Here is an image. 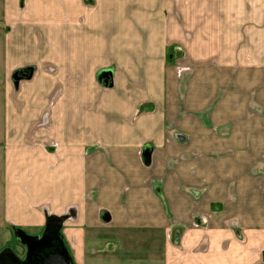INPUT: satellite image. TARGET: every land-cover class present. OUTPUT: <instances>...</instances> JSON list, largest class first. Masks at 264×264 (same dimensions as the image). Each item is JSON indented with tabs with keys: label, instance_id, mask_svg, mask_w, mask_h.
Listing matches in <instances>:
<instances>
[{
	"label": "crops",
	"instance_id": "obj_1",
	"mask_svg": "<svg viewBox=\"0 0 264 264\" xmlns=\"http://www.w3.org/2000/svg\"><path fill=\"white\" fill-rule=\"evenodd\" d=\"M0 3L5 53L44 40L6 82L7 233L53 215L73 264H264V0Z\"/></svg>",
	"mask_w": 264,
	"mask_h": 264
},
{
	"label": "rangeland",
	"instance_id": "obj_2",
	"mask_svg": "<svg viewBox=\"0 0 264 264\" xmlns=\"http://www.w3.org/2000/svg\"><path fill=\"white\" fill-rule=\"evenodd\" d=\"M170 6L167 7H162L163 10V15L168 18L171 10ZM93 33V31H92ZM7 34V30L4 27V23L2 21L1 17V3H0V225H1V216H2V208H3V181H2V170H3V153H2V147L5 144V140L7 139L9 132V128L11 127V117L12 115H9L10 109L8 108V115L6 114V101H5V93H6V82H8V85L10 82L14 81L16 83V80L13 78V75L16 74L18 75L17 80H25L24 77H22L25 74H29V67L31 65L37 64L39 61L38 58H42V53H35V50L37 46L44 44V40H40L37 37L32 38V42L35 44L32 45L29 48L24 49L23 47L14 49V51L18 53L11 54V50L8 47L7 51L5 53V36ZM83 45H86V42L83 41ZM176 49V48H175ZM175 49L173 48L172 50H169L167 47L165 49L164 53V60L166 61V65L172 63L171 59L174 57H178L180 54L179 52L175 53ZM10 51V53H9ZM172 53L173 57H169V54ZM83 58H85L82 55ZM180 57V56H179ZM17 66V67H25L28 69H19L18 71H15L14 73L7 74L10 70L11 67ZM23 66V67H22ZM106 74H108L107 70L102 71L100 75L103 77H106ZM101 79V78H100ZM99 79V81H101ZM104 83V81H103ZM102 84V83H101ZM110 85L109 82H107V85L103 86H108ZM14 88H16V84H13ZM10 102L8 103V106ZM8 127V128H7ZM8 129V133H7ZM147 149V148H146ZM2 229H0V251L3 250L6 247H11L12 250L14 249L17 253H21L23 248L21 245H19L16 240L14 239L12 231H9L8 233L5 231V228L3 225L0 226ZM233 227V223L230 224V228ZM236 232V231H235ZM27 234H29V231H26ZM237 238H240L239 232L237 233ZM30 235V234H29ZM252 248L251 244L248 243L247 245L240 246V250L238 251L239 253L246 254L249 252V250ZM241 264H255L253 261H242Z\"/></svg>",
	"mask_w": 264,
	"mask_h": 264
},
{
	"label": "water",
	"instance_id": "obj_3",
	"mask_svg": "<svg viewBox=\"0 0 264 264\" xmlns=\"http://www.w3.org/2000/svg\"><path fill=\"white\" fill-rule=\"evenodd\" d=\"M29 76L24 75L26 78ZM13 78L16 81L18 79L16 74ZM100 78L107 85L109 76L100 75ZM149 152L147 148L143 154L145 165L149 164ZM61 224V218L51 215L46 217L44 229L39 235H29L21 229H14V239L25 248L24 257L20 259L11 247H6L0 251V264H30L33 259L37 261L36 264H73L60 233Z\"/></svg>",
	"mask_w": 264,
	"mask_h": 264
},
{
	"label": "flooded vegetation",
	"instance_id": "obj_4",
	"mask_svg": "<svg viewBox=\"0 0 264 264\" xmlns=\"http://www.w3.org/2000/svg\"><path fill=\"white\" fill-rule=\"evenodd\" d=\"M17 77H18V75H16ZM22 77H24V75L22 76ZM22 247V246H21ZM23 248V250H22V252L21 253H17L14 249H13V252L15 253V255H17L20 259H23V257H24V254H25V248L24 247H22ZM37 263V261H35L34 259H33V261L30 263V264H36Z\"/></svg>",
	"mask_w": 264,
	"mask_h": 264
}]
</instances>
